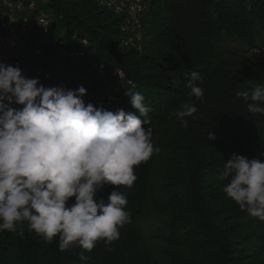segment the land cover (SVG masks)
Returning <instances> with one entry per match:
<instances>
[{"label":"trees","instance_id":"16d2710c","mask_svg":"<svg viewBox=\"0 0 264 264\" xmlns=\"http://www.w3.org/2000/svg\"><path fill=\"white\" fill-rule=\"evenodd\" d=\"M144 1L139 47L121 44L125 10L116 13L100 0L46 4L66 37L88 41L84 57L67 65L70 74L89 70L103 78L99 62L116 65L151 109L159 152L134 169L131 188H117L127 197L131 222L119 229L118 240L98 241L91 252L75 245L61 252L58 237L46 242L24 222L17 232H0V264H264V222L227 197L230 178L222 176L232 154L264 162V116L250 114L236 95L264 84V0ZM194 71L202 78V101L188 95L184 77ZM184 102L198 109L185 118L188 127L175 115ZM125 103L126 113L139 116L130 99ZM210 132L215 139H208ZM160 184L171 218L153 230ZM114 187L99 189L97 200Z\"/></svg>","mask_w":264,"mask_h":264},{"label":"clouds","instance_id":"9594fccd","mask_svg":"<svg viewBox=\"0 0 264 264\" xmlns=\"http://www.w3.org/2000/svg\"><path fill=\"white\" fill-rule=\"evenodd\" d=\"M111 1L106 0V5L116 13L125 10L127 16L120 26L121 44L139 47L146 2L142 0L137 22H132L127 5L118 12ZM74 42L67 51L73 46L84 53L67 65H75L87 51L86 39ZM59 58L50 61L54 76L60 71L53 69ZM67 65L65 75L62 71L60 75L70 89L46 88L37 78L23 76L18 65L0 63V232H17L18 225L27 222L46 242L58 237L61 252L73 245L91 252L98 241L118 240L119 229L131 222V213L125 210L127 197L117 188H131L137 180L134 169L159 152L153 145L157 131L145 97L120 67L99 62L100 78L89 70L70 74ZM68 75L76 80L70 81ZM184 79L189 97L202 101L199 73ZM91 94L96 96L94 105L83 99ZM236 95L250 114L264 116V84ZM129 99L139 116L125 112ZM197 111L194 104L184 102L175 115L188 127L185 118ZM208 139H215L211 132ZM225 168L222 176L230 182L223 192L251 218L264 222V162L232 154ZM105 185L115 186L114 190L97 200L98 190ZM80 259L88 257L81 252Z\"/></svg>","mask_w":264,"mask_h":264},{"label":"built area","instance_id":"2783aa9c","mask_svg":"<svg viewBox=\"0 0 264 264\" xmlns=\"http://www.w3.org/2000/svg\"><path fill=\"white\" fill-rule=\"evenodd\" d=\"M47 1L0 0V63L18 65L23 76L37 78L46 88L63 86L70 89L55 65L53 69L59 71L57 75L54 76L50 71V61L61 58L64 54L67 55L68 60H75L81 57L84 51L73 46L67 51V47L76 44L74 42L76 38L66 37L65 28L59 27L60 19L58 22L56 16L47 11ZM111 2L116 5L118 12L127 5L131 21L137 22V14L143 8L142 0ZM101 4L108 3L106 0H101ZM83 42L86 43L85 40ZM83 99L86 104L96 103L94 94L85 95Z\"/></svg>","mask_w":264,"mask_h":264},{"label":"rangeland","instance_id":"374dc122","mask_svg":"<svg viewBox=\"0 0 264 264\" xmlns=\"http://www.w3.org/2000/svg\"><path fill=\"white\" fill-rule=\"evenodd\" d=\"M241 50H244L243 48ZM253 53L257 52V50H251ZM261 53L264 54V46L261 47ZM246 55H249L247 52ZM68 63L67 55H62L59 61L55 62L54 65L57 67L60 71L63 72L65 75V66ZM71 71V67L69 68ZM86 83L84 82L83 87H86ZM157 195H158V207L153 208V215L151 217L150 223L152 225V229L156 230L158 227H164V225L170 220L171 214L169 211L162 208L161 202L165 201L168 198V193L166 189L164 188H158L157 189Z\"/></svg>","mask_w":264,"mask_h":264}]
</instances>
